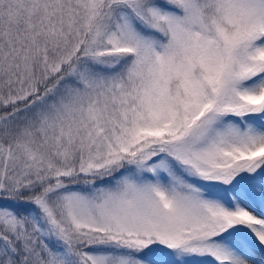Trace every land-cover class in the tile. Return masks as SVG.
<instances>
[{"label": "snow or ice", "instance_id": "obj_1", "mask_svg": "<svg viewBox=\"0 0 264 264\" xmlns=\"http://www.w3.org/2000/svg\"><path fill=\"white\" fill-rule=\"evenodd\" d=\"M0 264H264V0H0Z\"/></svg>", "mask_w": 264, "mask_h": 264}]
</instances>
